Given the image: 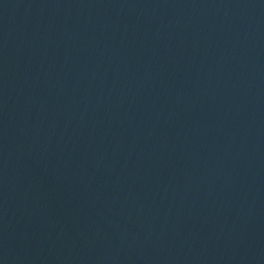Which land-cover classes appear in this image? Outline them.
Instances as JSON below:
<instances>
[{"label":"water","instance_id":"obj_1","mask_svg":"<svg viewBox=\"0 0 264 264\" xmlns=\"http://www.w3.org/2000/svg\"><path fill=\"white\" fill-rule=\"evenodd\" d=\"M0 264H264V0H0Z\"/></svg>","mask_w":264,"mask_h":264}]
</instances>
